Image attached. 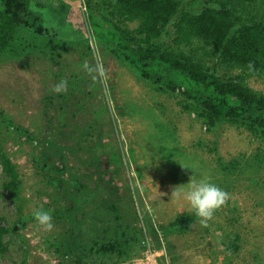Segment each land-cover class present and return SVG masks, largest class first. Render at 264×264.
I'll use <instances>...</instances> for the list:
<instances>
[{
	"label": "rangeland",
	"instance_id": "374dc122",
	"mask_svg": "<svg viewBox=\"0 0 264 264\" xmlns=\"http://www.w3.org/2000/svg\"><path fill=\"white\" fill-rule=\"evenodd\" d=\"M26 1L56 36L32 35L24 51L0 55V110L11 122L0 120V144L20 178L15 200L0 165V225L19 223L2 235L0 264H264L260 131L208 125L181 90L163 92L118 59L93 28L108 0H88L94 12L86 0ZM178 35L169 25L162 40L264 94V74L224 63L201 39L177 43ZM202 178L228 194L205 223L179 194ZM36 207L51 213V229L35 222ZM183 213L191 225L172 228ZM109 241L120 251L97 249Z\"/></svg>",
	"mask_w": 264,
	"mask_h": 264
},
{
	"label": "trees",
	"instance_id": "16d2710c",
	"mask_svg": "<svg viewBox=\"0 0 264 264\" xmlns=\"http://www.w3.org/2000/svg\"><path fill=\"white\" fill-rule=\"evenodd\" d=\"M86 4L94 12L88 0ZM105 10L106 14L94 12L96 37L143 79L166 93L181 90L187 109H194L210 126L227 120L264 136V94L253 90L241 77L218 75L162 40L167 27L173 25L179 34L177 43L201 39L220 54L224 63L264 74V0H108ZM37 21L26 0H1L0 55L6 50L24 51L29 45L22 43L32 35L44 41L55 38L56 32L49 34ZM131 22L136 26L129 28ZM5 119L0 110V120L10 127L11 122ZM0 165L2 188L18 200L19 173L1 144ZM110 208L116 209L114 204ZM193 220V215L183 213L171 226L184 231ZM18 228L19 223L10 227L14 231ZM10 229L0 225V255L5 252L2 235ZM97 249L106 253L119 248L115 241H109Z\"/></svg>",
	"mask_w": 264,
	"mask_h": 264
},
{
	"label": "clouds",
	"instance_id": "9594fccd",
	"mask_svg": "<svg viewBox=\"0 0 264 264\" xmlns=\"http://www.w3.org/2000/svg\"><path fill=\"white\" fill-rule=\"evenodd\" d=\"M64 87V82L61 81L53 87L52 91L59 93ZM179 194L189 205L192 214L200 218L201 223L210 219L213 212L225 203L228 196L225 191L211 183L207 178L192 180L187 188ZM32 216L39 226L46 230L52 228V216L48 210L43 207H36Z\"/></svg>",
	"mask_w": 264,
	"mask_h": 264
}]
</instances>
